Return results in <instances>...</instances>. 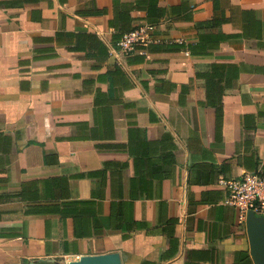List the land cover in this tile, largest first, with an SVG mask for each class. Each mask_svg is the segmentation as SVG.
<instances>
[{
  "label": "crops",
  "instance_id": "crops-1",
  "mask_svg": "<svg viewBox=\"0 0 264 264\" xmlns=\"http://www.w3.org/2000/svg\"><path fill=\"white\" fill-rule=\"evenodd\" d=\"M259 168L264 0H0V264H255Z\"/></svg>",
  "mask_w": 264,
  "mask_h": 264
},
{
  "label": "built area",
  "instance_id": "built-area-1",
  "mask_svg": "<svg viewBox=\"0 0 264 264\" xmlns=\"http://www.w3.org/2000/svg\"><path fill=\"white\" fill-rule=\"evenodd\" d=\"M156 24L143 23L123 34L118 42V50L127 54L139 50L156 40ZM226 184L229 195L226 202L239 210L240 216L246 218L247 212L253 209L258 215L264 216V170L246 172L242 177L230 181L221 180Z\"/></svg>",
  "mask_w": 264,
  "mask_h": 264
},
{
  "label": "water",
  "instance_id": "water-1",
  "mask_svg": "<svg viewBox=\"0 0 264 264\" xmlns=\"http://www.w3.org/2000/svg\"><path fill=\"white\" fill-rule=\"evenodd\" d=\"M246 229L249 241V253L255 264H264V216L258 215L253 209L248 210ZM117 253L83 255L79 258L66 261L64 257H49L35 259L29 264H120Z\"/></svg>",
  "mask_w": 264,
  "mask_h": 264
},
{
  "label": "trees",
  "instance_id": "trees-1",
  "mask_svg": "<svg viewBox=\"0 0 264 264\" xmlns=\"http://www.w3.org/2000/svg\"><path fill=\"white\" fill-rule=\"evenodd\" d=\"M135 27H136V26H135ZM135 27H134V28H135ZM128 32H129V31H128ZM115 47H116V46H115ZM116 48H118V46H117Z\"/></svg>",
  "mask_w": 264,
  "mask_h": 264
}]
</instances>
